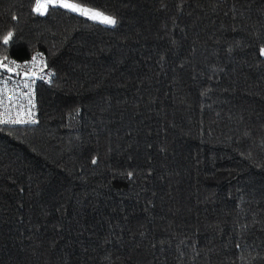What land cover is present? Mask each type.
Here are the masks:
<instances>
[{"label": "trees", "instance_id": "16d2710c", "mask_svg": "<svg viewBox=\"0 0 264 264\" xmlns=\"http://www.w3.org/2000/svg\"><path fill=\"white\" fill-rule=\"evenodd\" d=\"M75 2L116 26L0 0L54 73L0 126V264H264V0Z\"/></svg>", "mask_w": 264, "mask_h": 264}, {"label": "snow or ice", "instance_id": "6c2138e0", "mask_svg": "<svg viewBox=\"0 0 264 264\" xmlns=\"http://www.w3.org/2000/svg\"><path fill=\"white\" fill-rule=\"evenodd\" d=\"M49 8H62L71 13L81 16L87 19L88 21L108 27H115L117 24V20L113 16L106 14L103 11L97 10L96 8L88 7L85 5V3L75 2V0H35V4L32 10L34 13L42 16L48 12ZM10 42H14V34L12 31H8L5 35H3L2 39H0V43H2L4 46H8ZM259 55L260 57H264V46H261L259 48ZM37 61L43 62L42 57L39 54L31 58V66H29L27 63L24 65L18 64L16 61L10 60L5 55L2 59H0V81L5 80V72L9 74L19 72L22 73V78L24 80V88H28L34 78H41L36 77L35 65ZM42 76L52 77L54 76V73L49 71L43 73ZM0 103H2V101H0ZM32 107H34V104L32 105ZM27 115L31 118L32 112L29 111ZM9 122L21 123L22 121L20 119H0V123ZM31 122L34 123L35 121L31 120ZM92 163L96 164V159H93ZM128 175L129 178H131L132 174L129 173Z\"/></svg>", "mask_w": 264, "mask_h": 264}, {"label": "built area", "instance_id": "2783aa9c", "mask_svg": "<svg viewBox=\"0 0 264 264\" xmlns=\"http://www.w3.org/2000/svg\"><path fill=\"white\" fill-rule=\"evenodd\" d=\"M39 54L42 57L43 62L37 61L36 68V77L30 83L28 88H24V80L22 78V73H4L5 80L0 81V119L5 120H16L20 119L21 123H0V126H8V127H17V126H29L33 124L31 120L36 119L37 110L35 105L36 98V87L39 84H47L49 83L51 77L42 76L43 73L49 72L46 67V62L44 56L36 52L33 56ZM31 58L25 62H18V64L24 65L28 64L31 66ZM31 101V103H30ZM34 104V107L32 105ZM31 111V118L27 115V113Z\"/></svg>", "mask_w": 264, "mask_h": 264}, {"label": "rangeland", "instance_id": "374dc122", "mask_svg": "<svg viewBox=\"0 0 264 264\" xmlns=\"http://www.w3.org/2000/svg\"><path fill=\"white\" fill-rule=\"evenodd\" d=\"M37 122H38V112H37V115H36L35 122L33 124L29 125V126H33V125L37 124ZM29 126H26V127H29Z\"/></svg>", "mask_w": 264, "mask_h": 264}, {"label": "water", "instance_id": "95a60500", "mask_svg": "<svg viewBox=\"0 0 264 264\" xmlns=\"http://www.w3.org/2000/svg\"><path fill=\"white\" fill-rule=\"evenodd\" d=\"M35 79V78H34Z\"/></svg>", "mask_w": 264, "mask_h": 264}]
</instances>
